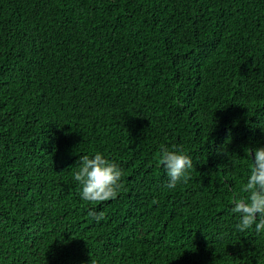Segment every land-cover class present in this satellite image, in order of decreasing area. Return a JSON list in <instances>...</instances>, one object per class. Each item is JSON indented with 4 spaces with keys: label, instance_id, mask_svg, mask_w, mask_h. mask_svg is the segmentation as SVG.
Returning <instances> with one entry per match:
<instances>
[{
    "label": "trees",
    "instance_id": "1",
    "mask_svg": "<svg viewBox=\"0 0 264 264\" xmlns=\"http://www.w3.org/2000/svg\"><path fill=\"white\" fill-rule=\"evenodd\" d=\"M162 146L192 159L174 189ZM256 147L264 0H0V264H264L230 212ZM97 151L121 189L92 203Z\"/></svg>",
    "mask_w": 264,
    "mask_h": 264
},
{
    "label": "clouds",
    "instance_id": "2",
    "mask_svg": "<svg viewBox=\"0 0 264 264\" xmlns=\"http://www.w3.org/2000/svg\"><path fill=\"white\" fill-rule=\"evenodd\" d=\"M262 127V122L259 125ZM247 175L240 191L245 195L233 196L230 212L236 218L235 228L239 232H264V147L245 148ZM160 166L167 177L166 188L174 189L185 182L188 170L193 168L192 159L181 149L160 148ZM73 179L80 185V198L86 202H102L115 199L121 189L122 171L116 162L97 151L92 155H81L77 161ZM96 221L104 219L103 213L89 212Z\"/></svg>",
    "mask_w": 264,
    "mask_h": 264
}]
</instances>
